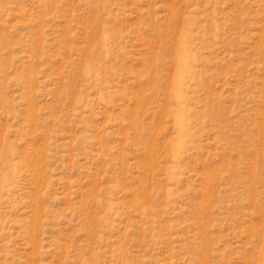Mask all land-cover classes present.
Segmentation results:
<instances>
[{"label": "rangeland", "instance_id": "374dc122", "mask_svg": "<svg viewBox=\"0 0 264 264\" xmlns=\"http://www.w3.org/2000/svg\"><path fill=\"white\" fill-rule=\"evenodd\" d=\"M0 264H264V0H0Z\"/></svg>", "mask_w": 264, "mask_h": 264}]
</instances>
